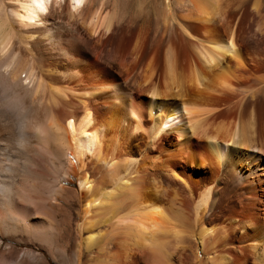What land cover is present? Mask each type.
<instances>
[{
	"label": "bare ground",
	"instance_id": "bare-ground-1",
	"mask_svg": "<svg viewBox=\"0 0 264 264\" xmlns=\"http://www.w3.org/2000/svg\"><path fill=\"white\" fill-rule=\"evenodd\" d=\"M262 1L0 0V264H264Z\"/></svg>",
	"mask_w": 264,
	"mask_h": 264
},
{
	"label": "rangeland",
	"instance_id": "rangeland-1",
	"mask_svg": "<svg viewBox=\"0 0 264 264\" xmlns=\"http://www.w3.org/2000/svg\"><path fill=\"white\" fill-rule=\"evenodd\" d=\"M152 0H148V3H151ZM264 3V0L262 1ZM264 6V5H263ZM65 211H67V209H61V214H63ZM64 240H62V243H63ZM65 243V242H64ZM63 243V244H64ZM18 250L22 249V248H32L30 246H25V245H17V244H14ZM49 261L52 263V264H58V263H54L51 261V259L48 257Z\"/></svg>",
	"mask_w": 264,
	"mask_h": 264
}]
</instances>
